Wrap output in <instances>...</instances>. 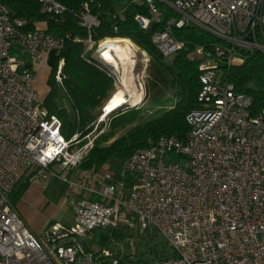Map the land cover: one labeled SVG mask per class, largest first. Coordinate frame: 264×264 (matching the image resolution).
<instances>
[{
  "label": "built area",
  "instance_id": "obj_1",
  "mask_svg": "<svg viewBox=\"0 0 264 264\" xmlns=\"http://www.w3.org/2000/svg\"><path fill=\"white\" fill-rule=\"evenodd\" d=\"M39 1L41 12L56 20L65 11L55 0ZM132 1L146 6V16L134 15L143 31L159 23L165 9L177 13L151 37L163 58L183 46L174 27L195 25L219 40L190 52L199 72L198 106L185 115L184 138L149 139L123 162L120 177L107 169L101 177L91 173L69 181L73 224L55 222L40 235L16 213L9 194L22 178L45 181L56 173L66 178L81 166L111 118L102 114L84 136L65 138L60 118L43 107L32 65L43 53L60 52L67 35L29 28L0 2V264H128L122 253L85 251L79 241L97 228L119 226L155 229L174 252L134 264H264V110L251 115V98L236 92L225 75L241 66L248 52L264 53V0ZM158 4L166 8L161 11ZM79 20L88 31L98 25L87 10ZM108 39L94 42L89 35L85 45L96 48L97 60L116 85L120 78L99 53ZM61 67L60 61L59 85ZM92 194L99 198L89 200ZM126 259L132 263L133 253Z\"/></svg>",
  "mask_w": 264,
  "mask_h": 264
},
{
  "label": "trees",
  "instance_id": "obj_2",
  "mask_svg": "<svg viewBox=\"0 0 264 264\" xmlns=\"http://www.w3.org/2000/svg\"><path fill=\"white\" fill-rule=\"evenodd\" d=\"M55 1L65 8L58 20L41 12L39 0H0L10 16L26 19L29 22V28L42 23L49 34L62 37L67 35L60 52L51 51L47 54L49 75L46 83L49 91L42 103L49 115L60 118L65 138H70L74 134H80L82 137L92 130L98 117L97 109L102 107L113 89V78L107 70L102 68V64L89 55H82L89 35L94 42L106 37L131 40L150 57L149 61L152 63L150 68L155 74L149 80L153 90L151 94L159 95L154 93L155 84L159 78L164 77L162 80H168L170 91L179 97L174 105L169 108L159 107L156 115H150L141 125L129 129L111 143L95 142L81 165L84 168L96 169L109 159L125 161L132 152L146 146L149 139H155L161 135L184 138L188 131L185 115L197 108V97L200 91L197 61L191 58L190 52L196 45H206L219 40L195 25L174 27L173 36L177 41L182 42L183 46L166 61L152 43L151 37L155 31L163 28L169 17H178L173 10L165 9L160 22L152 23L146 31H143L139 28L134 15L137 13L147 15L144 4L135 3L132 0ZM85 10L98 20V25L90 31L79 23V17ZM60 61L62 62V83L59 85L55 81V74ZM26 67H31L30 62H26ZM225 75L236 92L245 93L251 98L250 114L259 115L264 110V53L248 52L243 64L226 69ZM59 87L64 91L73 109V120L68 118L65 109L60 108L54 100ZM146 112L147 110L139 107L132 111L116 113L109 122L107 133L104 132V140L111 139L118 127L145 117ZM83 142L81 141V144ZM28 183L27 178H22L18 182L9 194L11 204L20 198ZM124 228L126 227L97 228L94 230V238L96 237L101 245L109 238L122 240L126 237L123 233ZM138 250L135 254L139 263L174 256L170 246L155 229L145 230V235L138 244Z\"/></svg>",
  "mask_w": 264,
  "mask_h": 264
},
{
  "label": "rangeland",
  "instance_id": "obj_3",
  "mask_svg": "<svg viewBox=\"0 0 264 264\" xmlns=\"http://www.w3.org/2000/svg\"><path fill=\"white\" fill-rule=\"evenodd\" d=\"M158 8L161 11H163L166 7L162 4H158ZM132 44L134 46L132 45L131 47L130 45L129 46L127 45L128 48L126 47L127 49H125V54L129 58V60H127V63L123 64L122 69H121L122 73L125 74V76L127 75L126 77L129 83L127 85V88L129 89V93L127 95L128 98H127L126 103L116 108L114 111L110 112L108 117L112 118L116 115V113L132 111L139 107H141L143 110H147V112L144 115L145 117H140L139 119H136L134 122L128 125H123L115 129L116 133L111 139L104 140L105 134L102 133L95 139L94 143L95 142H100L102 144L111 143L114 139L125 134L129 129L141 125L144 121H146L147 117H150V115H154L155 113H157L156 111L159 107L169 108L172 105H174L175 102L178 101L179 99L177 94L172 93L170 91L171 88L168 84V80L167 79L162 80L164 77L159 78L155 84L157 88L155 87L156 92L154 90V93H157L159 95L155 96L153 93L151 94L153 90L150 87L149 80L153 78L155 74L152 73V68H150L151 67L150 64H152L151 61H149L150 57H149V60H147V55H145L144 53L141 54L133 42ZM95 49H96L95 47L88 48L85 45L82 55L84 54L87 56L89 55L90 57L97 60L98 58L96 56ZM170 56L164 59L168 61ZM141 60L145 61V63H142ZM107 67L111 69L113 68L117 76L121 78L120 72L116 70L114 66L109 67V65H107ZM48 72H49L48 68L44 67L41 70L37 71V74L35 75V79H34V86L37 92L42 94L41 95L42 101L44 100L46 96L44 94L45 93L44 91L47 88L46 79L48 76ZM219 77H220V70L217 71V79H219ZM121 85H122L121 79L119 80V82L117 81L116 85L113 84V89L110 91L107 99L111 98L110 96L113 95L115 91L121 87ZM54 100L60 108L65 109L68 118L70 120H73V116H74L73 109L71 105L69 104L66 98V95L61 87L58 88L57 93L54 96ZM140 104L142 105L140 106ZM97 113H98L97 119L101 118L103 114L101 108L97 109ZM107 131L108 129L106 130V133ZM123 162L124 161H121L119 159H111L109 162V166L112 168L111 171L114 172L117 176H121L122 174ZM67 194H68V191L64 198L65 205H66L65 211L74 207V203L70 202V200L67 198ZM89 200L92 201L94 199L91 198ZM123 233H125L126 235L125 239L121 240V239H116V238H109V240L106 241L102 245L98 242L96 237L94 238V231L91 233L92 237L90 236L82 237V238H79V241L85 251L100 252L102 248H106V249H109L111 251L118 253V255L122 253L123 261L127 262L128 264L139 263L136 259L135 253L139 251L138 244L141 243L142 236L145 235V230L141 231L138 228H134V229L124 228ZM130 253L131 254L133 253L132 263L128 262V260L126 259L127 256L130 255Z\"/></svg>",
  "mask_w": 264,
  "mask_h": 264
},
{
  "label": "crops",
  "instance_id": "obj_4",
  "mask_svg": "<svg viewBox=\"0 0 264 264\" xmlns=\"http://www.w3.org/2000/svg\"><path fill=\"white\" fill-rule=\"evenodd\" d=\"M44 24L38 23L37 26L44 29ZM48 53H43L41 59L36 61L32 68L35 75L38 70L47 66L46 59ZM49 75V72H48ZM48 78V76H47ZM47 81V79H46ZM47 85V84H46ZM36 89V88H35ZM37 91V90H36ZM49 91L47 86L45 95ZM40 96L42 94L38 93ZM142 104H140L141 106ZM103 113V112H102ZM106 161L98 168H84L82 165L70 171L66 178L60 174H52L45 181H29L28 186L23 190L20 198L12 206L16 213L24 220L29 230L35 235H40L51 224L60 222L63 225L71 226L73 224V208L65 211V195L69 190V181L84 179L95 173L101 177L105 170H111L109 162ZM120 177V176H118ZM86 195V194H85ZM98 199L95 194L88 196V199Z\"/></svg>",
  "mask_w": 264,
  "mask_h": 264
},
{
  "label": "bare ground",
  "instance_id": "obj_5",
  "mask_svg": "<svg viewBox=\"0 0 264 264\" xmlns=\"http://www.w3.org/2000/svg\"><path fill=\"white\" fill-rule=\"evenodd\" d=\"M103 48L99 50L100 56L106 61L111 63L116 70L120 72L122 85L119 89L111 95L108 101L104 105L103 115H107L110 112L114 111L116 108L120 107L127 101V95L129 89L127 88L128 79L127 75L122 73L121 69L124 63H127L129 58L125 54V49L127 45L132 47V42L126 38H113L108 39L103 43ZM134 46V45H133ZM127 47V48H126Z\"/></svg>",
  "mask_w": 264,
  "mask_h": 264
}]
</instances>
